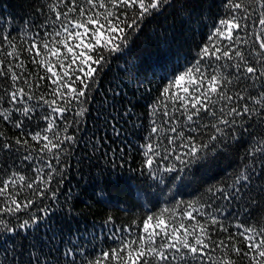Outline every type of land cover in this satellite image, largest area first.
Returning a JSON list of instances; mask_svg holds the SVG:
<instances>
[{"label":"snow or ice","instance_id":"6c2138e0","mask_svg":"<svg viewBox=\"0 0 264 264\" xmlns=\"http://www.w3.org/2000/svg\"><path fill=\"white\" fill-rule=\"evenodd\" d=\"M176 2L177 0H58V3L49 4V10L54 14L50 25L52 31H45L43 38L37 33L30 42L22 41L20 44H17L11 33L5 34L0 26V56L3 57L0 59V77L11 81V90L4 87L3 94H0V102H5L7 97L6 103L11 107L0 110V117L13 123L15 128L23 129L24 119L14 118V113H19L30 121L37 107L47 105L51 109V113L40 117L47 121V127L43 129L45 134L42 135L41 131L21 132L15 145L31 147L27 139L21 138L30 135L31 140L38 143L46 141L40 151L47 150L51 153L53 149H60L62 152L61 145L64 141H73L74 138L65 136L60 139L58 132L54 133L57 143L49 138L46 133L52 131L56 124L51 114L62 116L71 110L72 101L81 106L85 104L98 70H102L113 54L124 53L130 45V37L142 31L146 20L163 15L164 10L174 8ZM189 3H194V0H185L184 6L187 7ZM251 3L258 8L249 11L243 0H228L226 8L231 9V14L219 19L207 42L200 47L195 62L186 66L179 74L172 75L160 88L152 115L155 117L157 105L162 106L163 115L168 117L165 123L170 125L168 131L175 135L165 137L167 145L160 141L159 144L148 142L141 146L144 149L142 174L143 169H147L148 174L153 177L161 171L177 173L171 179L179 180V174L186 169H199L212 162L217 147L228 135L226 129L235 132L234 126L238 124H248L249 128L253 124L264 126V0H251ZM257 11L258 15L253 19V12ZM246 21H251L252 25L258 24L259 29L250 30ZM156 46L167 48V41L163 45L156 41ZM6 48H11V51H6ZM22 52L29 54L31 63L45 66L46 74L51 73L47 79L56 86L51 93L37 95L41 88L40 82L46 77L28 72L25 61L20 59ZM37 57L43 58L38 60ZM155 65L159 66L160 62L156 61ZM56 66L62 72H57ZM134 67L139 70L138 65ZM16 69L21 71L17 72ZM25 73H28L27 77ZM34 76L35 89L29 79ZM21 80L27 86V91L25 87L18 86ZM77 84L79 87H76ZM46 95L56 98L48 100L45 99ZM33 99L37 100V105L29 107L27 102ZM41 101L43 104H40ZM86 112V108L80 107L75 115L83 117ZM152 123L154 126L148 140L152 139V133L163 130L156 126L155 119ZM255 135L260 139L248 151V160L232 183L226 188L213 186L207 190L213 199L219 194L220 198L231 202L247 195L244 190L260 175L255 161L264 162V132ZM2 136L3 133L0 132V137ZM204 136H207L206 142L201 139ZM13 147L11 142L0 144V149L11 151ZM111 151V161L115 167L117 159L124 160V154L121 150L118 157L115 149ZM53 156L59 163V154L53 153ZM31 158V152L23 157L27 161ZM170 158L178 161L179 167L176 163H171L165 164L161 169L160 165ZM45 167L50 169L47 178L43 175L42 168H36L37 177L31 182H26L25 176L15 172L7 181H3L0 186V197L3 198V206H0V236L10 234L9 239L14 240L33 226L38 228L39 221L47 217L48 209L41 208L43 216L37 217L29 213L28 219L21 220L16 213L27 211L34 201L26 198V203L19 202L15 198L16 193L12 191L16 188L17 181H20L26 182L22 186L33 190L34 195L43 196L44 189L34 188V185L42 184L47 188L56 174V168L51 162ZM98 178L104 181L106 187H112L108 173ZM159 179L163 183L164 177L160 176ZM99 196L100 201L109 203L103 188ZM55 198L53 191L52 199ZM182 203L179 202L173 208H164L159 214L146 216L136 224L140 234L135 238H128L132 235V229L128 227L122 230L125 233L123 236L117 235L121 229L112 231L109 238L118 241V246L101 251L94 259H88L81 252L83 259L78 260L76 249L68 248L63 252L65 264H244L245 261L247 264H264V213L254 224L247 221L234 224L236 231L232 232L216 216L201 211L205 205L197 208L195 202H190L181 209ZM207 206L211 207V204L208 203ZM178 209L181 217L179 222L175 220ZM193 212L207 216V219L201 223ZM8 216L14 219H7ZM185 218L195 223L185 224ZM111 222L112 216L109 215L105 224ZM221 232L228 235L218 238ZM5 244L7 241H0V250L7 254L9 247H4ZM30 247L35 249L36 244L32 243ZM10 250L13 264H48L37 254L38 250L29 251L26 261L19 259L25 254L24 251L14 246H10ZM216 252L220 253L218 258L213 256Z\"/></svg>","mask_w":264,"mask_h":264},{"label":"trees","instance_id":"16d2710c","mask_svg":"<svg viewBox=\"0 0 264 264\" xmlns=\"http://www.w3.org/2000/svg\"><path fill=\"white\" fill-rule=\"evenodd\" d=\"M243 2L249 7V11L258 8L251 0ZM51 3H58V0H0V26L5 34L11 33L17 44L22 41L30 42L37 33L43 38L45 31H52L50 25L54 14L49 10ZM227 3L228 0H194V3L185 7V0H177L174 8H166L163 15L146 20L142 31L130 37V45L124 53L113 54L102 70H98L85 104L81 106L72 101L71 110L62 116L51 114L56 124L52 131L46 133L49 138L57 143L54 136L57 132L60 139L65 136L74 138L73 141H64L61 145L62 152L60 149H53L51 153L47 150L40 151L46 141L41 140L38 143L31 140L30 135L21 138L27 139L31 147L15 145L21 132L41 131L42 135L45 134L43 129L47 127V121L40 117L51 113L47 105L37 107L30 121L19 113H14V118L24 119L23 129L15 128L13 123L0 117V132L3 133L0 144L11 142L14 146L11 151L0 149V186L14 172L25 176L26 182H31L37 177L36 168L43 169L45 178L50 171L45 165L51 162L56 168V174L47 188L42 184L34 185V188L44 189L43 196L34 195L33 190L22 186L26 182L17 181L16 188L12 189L16 193L17 201L26 203V198L34 201L27 211L16 213L21 220L28 219L29 213L37 217L43 216L41 208H47L48 215L39 221L38 228L33 226L14 240L9 239L10 234L0 236V241H7L4 247H9L7 254L0 250V264H13L10 246L24 251L25 254L19 257L21 261L28 259L29 251L38 250L37 254L48 264H65L63 252L73 247L78 260L83 259L81 252L88 259H94L101 251L118 246V241L109 238L112 231L121 229L117 235L123 236L125 233L122 230L128 227L132 229V235L128 238H135L140 234L136 224L148 215L159 214L164 208L175 207L179 202H183L180 204L181 209L190 202H195L197 208L205 205L201 211L216 216L232 232L236 231L234 224L243 221L254 224L261 217L264 213V191H261L264 188V162L255 161L260 175L244 190L247 195L242 199L229 202L220 198L219 194L213 199L207 190L213 186L226 188L232 183L248 160V151L260 139L255 134L264 132V126L253 124L249 128L248 124H238L234 126L235 132L226 129L228 135L217 147L212 162L199 169H186L179 174V180L171 179L177 173L161 171L153 177L148 174L147 169H143V174L141 172L144 160V149L141 146L148 142L159 144L160 141L167 145L165 137L175 135L168 131L170 125L165 123L168 117L163 115L162 106L157 105L155 117L152 115L153 104L160 88L172 75L179 74L186 66L195 62L200 47L207 42L219 19L231 14V9L226 8ZM257 15L258 11L253 12V19ZM246 23L250 25V30L259 29L258 24L252 25L251 21ZM156 41H160L161 45L167 41V48L157 47ZM6 51H11V48H6ZM42 58L37 57L38 60ZM20 59L25 61L29 73L46 77L40 82L41 88L37 95L51 93L56 86L47 79L51 73H45V66L31 63L27 52H22ZM156 61L160 62L159 66L155 65ZM137 65L139 70L134 67ZM55 70L62 72L58 66ZM27 75L25 73L26 77ZM29 79L35 89L36 77ZM10 86V80L0 77V94H3L4 87L11 90ZM18 86L28 90L22 80ZM54 98L56 97L52 95L45 96L48 100ZM6 100L7 97L5 102H0V110L11 107ZM27 105L35 106L37 100L28 101ZM80 107L87 109L83 117L75 115ZM154 119L156 126L163 130L152 133V139L148 140ZM201 139L206 142L207 136ZM113 149L118 157L121 150L124 154V160L117 159L115 167L111 161ZM29 152L31 160H24L23 157ZM53 153L59 154V163ZM161 154L163 155L162 150ZM171 163H176L179 167V162L170 158L160 168ZM104 173L109 174L111 188L106 187L104 181L98 178ZM160 176L164 177L163 183L160 182ZM102 188L109 203L100 201L99 193ZM53 191L55 200L52 199ZM208 203L211 207L207 206ZM0 206H3L2 197ZM109 215L112 216V222L105 224ZM193 215L201 223L207 219V216H200L195 212ZM167 217L166 213V221ZM6 218L14 219L10 216ZM180 218L178 209L175 220L179 222ZM184 222L195 223L186 218ZM227 235L228 233L221 232L218 238ZM32 243L36 244L35 249L30 247ZM213 256L218 258L220 253H213Z\"/></svg>","mask_w":264,"mask_h":264}]
</instances>
